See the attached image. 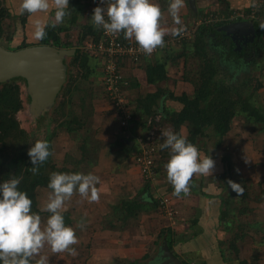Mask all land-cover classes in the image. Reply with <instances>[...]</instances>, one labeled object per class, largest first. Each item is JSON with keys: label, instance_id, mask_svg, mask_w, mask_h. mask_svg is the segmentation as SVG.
Returning a JSON list of instances; mask_svg holds the SVG:
<instances>
[{"label": "rangeland", "instance_id": "rangeland-1", "mask_svg": "<svg viewBox=\"0 0 264 264\" xmlns=\"http://www.w3.org/2000/svg\"><path fill=\"white\" fill-rule=\"evenodd\" d=\"M20 2L21 0H0V12L2 9H6L8 14L2 22L3 36L0 45L11 51L16 50L15 48L23 43L37 45L40 40H36L33 36L35 21L40 20L42 23H46L53 19H48L46 15L43 16L44 14L40 13L41 15L38 14L31 22V18H29L31 15L19 14ZM199 5L197 14L193 15L190 10L188 11L189 24L182 26L188 32L187 37L178 42L176 40L178 35H175V40L173 38L175 36L172 34L164 36L165 39L173 40L169 46H166V49L159 52L165 53L169 62L168 80L161 85L165 94L173 93L180 96L187 93L192 95L191 93L195 89L191 79H194L202 62L195 57L192 43L198 28L202 25L203 16L210 14L212 10L215 11L214 9L226 11L227 8L244 15L246 8L250 5L253 7V15L257 12L264 13V0H199L198 7ZM68 16L64 23L70 28L67 31L70 34L68 41L74 43L77 41L76 37H78L80 28L72 29L69 24L71 16ZM24 19L26 22H23ZM80 22H83V18ZM230 36L227 37L230 38ZM65 49H72V47ZM81 51L86 52L83 45ZM74 56L64 57L66 78L62 89L49 106L41 104L34 111L26 80L20 77L10 80L19 85L23 101V109L16 115L17 120L20 127L28 133L30 147L37 140H45L47 135L49 136L54 131L57 132L53 139V159L58 168L65 165L69 167V157H72L73 161L79 160L82 140L84 136L89 137L90 148L93 151L88 153V162L82 164V173H92L98 176L100 179L96 187H108L110 192L107 195H116L114 198H117V201L133 199L140 195L137 194L139 191L141 192L140 188L145 186L146 181L139 168L123 152L124 145L117 144L118 139H122L126 143L129 139L134 140V138L131 136V131L121 129L119 114L113 109L112 100L106 93L103 61L95 58L90 60V70L92 68L94 72L86 79L83 78L85 71L80 70V67L72 63ZM255 61L256 63L252 67H242L239 70L233 69L235 67L232 64L222 63L216 80L230 89L244 83L248 90L245 96L249 92L252 93V90L259 84L261 87L254 94L253 101L264 114V48ZM71 79L74 87L79 84L81 90L87 94L86 104L82 109L79 102L82 93L74 94L71 97L63 90ZM130 83H132L131 80ZM2 84L0 83V87ZM70 97L74 112L80 117H87L79 135L68 133L59 127V122L62 119L58 114L59 108L63 102L67 104ZM141 97L140 91L126 88L127 101H132V107L129 106L132 112H135L136 109L133 103L135 104ZM68 107V105L64 107L66 112L72 109V107ZM172 131L174 132V129ZM205 134L209 136L198 139L196 145L199 148L197 147V149L201 158L206 156L208 151L209 156L215 161V167L211 175L194 174L189 180L193 182H189L187 195L182 193L180 197H177L171 190L173 186L169 183L164 168V164L167 163L170 156L162 154L163 156L158 158L159 171L162 176L161 174L159 176V172H157V180L152 184L155 188H151L150 192L156 196L167 194L172 197L173 203L176 204L174 206L175 218L172 217L170 220L161 211L152 212V214L143 215L138 221L131 220L121 230L122 223L115 216L112 223L116 225L117 229H111L109 222L112 219V207L118 203L113 202L111 196L103 200L102 196L100 198L99 191V198L96 201H89L77 193L66 200L64 206L59 210L61 213L68 214L71 221L69 226L75 230L77 243L70 247L76 249V255L67 251L53 252L50 246L45 245L32 260L36 262L40 255H44L48 257V264H129L136 258L133 260L127 258L122 250H126L128 248L126 244H130V241L134 239L133 236L143 230L142 232L149 231L150 238L146 241L141 240V248L148 252L147 257L144 255L138 258L139 264H155L154 260H156V264H159L164 246L163 239L160 237L161 230L171 228L175 243H178L182 237H186L187 241L180 242L175 246V252L192 264H200L203 261L208 264H243V261L246 264H264V122L252 123L245 120L244 117L238 116L232 121L231 130L223 139L220 140L211 128ZM186 135H188V131ZM163 139L164 137L161 139V143H163ZM1 146L3 144L0 143ZM165 150L170 153L169 149ZM9 151V145L7 147L4 145L1 157L7 155ZM226 156H229L233 166L229 175L223 164V158ZM67 162L68 164H66ZM89 162L92 164H88ZM128 173L129 176H126ZM226 177L241 184L243 191L247 192V197L242 199L240 196H233L234 192L227 184ZM190 185H194L196 188L203 185L208 192L210 188V193L217 192L216 194H219L222 192L224 198H227L229 194L232 195L230 207L223 206L220 209V199H203L204 202H199L198 195L190 190ZM36 193L37 207L43 213L40 215L43 227L49 216L45 205L48 202L50 190L38 188ZM158 196L157 200H159ZM226 209H228V216L225 220L231 225L227 222H220V212ZM243 209L246 211L245 214L240 212ZM82 220L85 223L83 230L77 226ZM194 225L199 228V231L193 238L191 235ZM228 225L231 230L227 231ZM240 226L243 230L240 229ZM232 227H234L233 232ZM241 235H244L242 239L239 238ZM234 240H236V249L230 245ZM219 241H222L223 244L219 245ZM219 247L222 248L225 257L229 259L228 261L219 255Z\"/></svg>", "mask_w": 264, "mask_h": 264}, {"label": "trees", "instance_id": "trees-1", "mask_svg": "<svg viewBox=\"0 0 264 264\" xmlns=\"http://www.w3.org/2000/svg\"><path fill=\"white\" fill-rule=\"evenodd\" d=\"M81 1L82 0H69L67 15L64 17L63 22L56 24L55 27H46L47 35L43 40H40L37 45H52L61 49L72 47V49H75L76 53L73 57L72 63L80 67V70L85 71L83 78L87 79L92 73L89 66V62L92 57H90L88 53L81 51V46L89 37H94L97 41L100 33L92 25L79 26L77 24L78 15L81 14L82 11L85 12L82 9L85 7V4H81ZM214 10L215 11L212 10L210 14L208 13L203 16L202 25L198 28L192 43L195 57L202 62L199 70L194 76V79H191V83H193L195 87L194 93L191 96L186 93H183L181 96H175L173 93L165 94L164 90L160 89V91L155 94H148L144 98H139V107L135 109V112L131 111L135 119L132 121L131 126L127 130L131 131V128L134 126H137L139 127V130H142L145 128L147 119L150 116L160 114L162 117L161 123L165 125L166 122H169L173 126L172 128L174 129V132L177 134H179L182 126H186L188 130L186 140L198 147V145H196L198 139L200 137L204 138L209 136H206L205 133L210 130V128L220 140L223 139L231 130L232 121L238 116H242L245 120L252 123L264 122V114L253 101L254 94L261 87L259 84L254 88V90H252V93L249 92L247 96H245L248 90L246 89L244 83L238 87L230 89L216 80V77L219 74V67L222 63L226 62L228 65L232 64L235 67L233 68L235 70L242 69V67L250 68L256 63L255 60L257 56L264 48V13L257 12L253 15V7L250 5L246 8L244 16L237 18L238 20L251 19L256 30L255 42L250 44L247 49L242 45L241 49H239L237 44L227 37V32L222 30V27L232 23L230 18L237 12L231 8H227L226 11H220L218 9ZM6 11V9H2L0 12V40L3 36L2 22L8 15ZM68 15L71 16L70 21L68 20L69 24H71L70 27L74 29L79 26L80 28L78 37H76L77 41H74V43H70L68 41V36H70V34L67 31L70 28L64 23L66 21L65 18L69 17ZM23 22H26L25 19ZM52 23L53 22H49L48 25ZM122 37L124 38L123 35ZM29 46L33 45L23 43L15 49L20 50ZM167 66V62L148 63L146 66L148 82L150 84H156L162 80L166 81L168 74ZM72 81L73 80L71 79L63 90L65 91V94H68L71 97H73L74 94H80L81 92L82 96L79 102L82 109L85 107L87 94L85 91L81 90L79 84L74 87V85H72ZM132 86L136 87L137 84H133ZM20 91L19 85L13 81L3 83L0 87V143L3 144V146L0 147V154L3 153L4 145L6 147L9 145L10 148L8 154H5L3 158L0 155V181L8 180L13 176L20 178V184L18 185L19 189L25 191L32 199V211L41 215L43 213L37 207V189L45 188L50 190L47 187V184L49 176L52 172L82 173L81 166L83 163L88 162V153L93 150L90 148V138L84 136L82 140L83 143L79 149L80 159L73 161L72 157H69V167L65 165L62 168H58L53 159V139L57 135V132L54 131L49 134V136L47 135L45 139L49 142L51 155L42 165L39 166V171L34 174L31 170L33 165L27 155L28 149L30 148L29 137L27 135L28 133L25 129L20 127V123L16 117L17 113L23 109V101L21 99ZM163 95L168 99L180 102L183 105V108L180 111L168 109L166 105L162 103L163 100L160 99ZM71 97L67 104L63 102L59 108L58 114L62 118L59 122V127L60 129H65L68 133L79 135L78 133L84 127L87 117H80L74 112ZM67 105L69 106L68 108L72 107V109L66 112L64 107ZM129 106L131 107L130 101ZM121 129L123 131H127L124 130V128ZM132 141L133 140L129 139V141L124 143L122 139L117 140V144L119 146L124 145L123 152L126 153L129 158L135 151V146L131 145ZM162 154L164 156H170V153L166 152L165 149L161 150V155ZM206 155H209L208 151ZM68 162L66 164H68ZM88 164H92V162H89ZM223 164L227 170L226 173L229 175L233 170L229 156L223 158ZM157 172H159V176L160 174L162 176L159 169H157ZM229 179L230 178H227V181ZM190 186V190H192L195 195H198L197 197L199 199H197L201 203L202 201L204 202L203 199H220L221 202L219 204V208H223V206L228 208L231 205L232 195L230 194L227 198H224L222 192H219V194H216L217 192L210 193V188L208 189V192L207 189L205 190L203 185H200L199 188H196L194 185ZM151 188L155 187H153L150 182H146L141 192H138L137 195L140 194L139 196L128 200L123 199L112 207L113 214L112 219L109 222L111 229H117L116 225L112 223L114 222L113 220L115 216L117 217V220L122 223L120 227L122 230L131 220L138 221L143 215L152 214V212L158 211H161L162 214L166 215L161 207L160 201L162 196L170 197L171 200H173L172 197L167 194H161L162 196L157 195L159 198V200H157V196L150 192ZM171 190H173V188ZM75 194H77V192L74 191L73 195ZM233 196H240L243 199L247 197V192L245 190L242 194L234 192ZM173 206H175L174 203ZM240 212L245 214L246 211L243 209ZM220 213V222H227L225 219L228 216V209L221 211ZM47 214L50 215V213ZM61 214L64 216L65 224L69 226L71 221L68 214ZM227 223L231 225L230 222ZM195 225L191 235L193 238L199 231V228ZM229 225L227 231L231 230ZM233 228L234 227H232V232ZM240 229H242V226H240ZM243 236L244 235H241L239 238L242 239ZM160 237L163 239V245H167L170 251L181 261L182 264H192L189 260L187 261L181 258V256L175 252V246H177L180 242H187L186 237L180 238L178 243H175L171 228L161 230ZM236 239H238V237H236ZM221 244H223V242L219 241V245ZM235 244L236 240L230 243L233 249H236ZM219 255L222 256V259L226 261L229 260L225 257L221 247H219ZM145 257H147V255ZM160 257L161 262H159V264H162L164 262L163 253H161ZM154 262L156 264V260H154ZM243 262V264H246L245 261ZM32 264H36V262L32 260ZM129 264H139V260L134 259L133 261H130ZM200 264L208 263L203 261Z\"/></svg>", "mask_w": 264, "mask_h": 264}, {"label": "clouds", "instance_id": "clouds-1", "mask_svg": "<svg viewBox=\"0 0 264 264\" xmlns=\"http://www.w3.org/2000/svg\"><path fill=\"white\" fill-rule=\"evenodd\" d=\"M104 7L96 6L90 22L105 33L123 32L126 39L134 40L139 50L151 54L164 43L166 29L161 27V9L152 0H99ZM185 0H169L168 14L175 24L180 25L179 12ZM54 7V22L50 25L36 20L33 36L43 40L46 27H55L63 22L67 15L69 0H51ZM50 8V0H21L18 12L33 14L46 12ZM183 31L182 27L171 29L173 36ZM164 137L161 149H169L170 157L164 168L167 179L173 186V194L180 197L189 192V180L194 174L211 175L215 161L211 156L200 157L197 147L185 137L171 131L162 132ZM133 143V141H132ZM134 145V144H133ZM32 172L35 174L51 155L49 142L37 140L27 152ZM99 177L92 173L52 172L47 187L51 190L45 210L50 213L46 223L41 226V217L32 211V199L25 191L19 189L20 178L0 181V264H32V259L48 245L53 252L67 251L76 255V249L70 247L77 243L75 230L65 224L64 216L59 211L64 202L75 192L89 201L99 198L96 184ZM231 190L242 194L243 188L231 179L227 181ZM83 230V220L77 225ZM36 264H48V257L40 255Z\"/></svg>", "mask_w": 264, "mask_h": 264}, {"label": "built area", "instance_id": "built-area-1", "mask_svg": "<svg viewBox=\"0 0 264 264\" xmlns=\"http://www.w3.org/2000/svg\"><path fill=\"white\" fill-rule=\"evenodd\" d=\"M83 3L85 4V12L90 15L96 6H105L101 5L99 0H83ZM243 16L242 13L237 12L231 16L230 20ZM96 29L100 33L99 39L96 41L94 37H89L82 45L86 50L85 53H88L90 57L103 61L106 93L112 100L113 109L119 114L121 128L127 130L135 118L126 98V88L129 87L130 82L122 72L123 64L125 62L139 64L146 58L164 50L173 40L164 37L162 46H158L151 54H145L139 50L134 40L123 38L121 32L111 34L105 33L102 28ZM187 36L188 32L183 27V31L178 34L177 38L176 36L173 38L180 42ZM161 120L160 114H155L147 119L145 128L140 129L141 131L134 137L135 151L130 156V160L139 168L142 177L151 184L157 180L158 158L162 156L160 147L163 138L162 132L166 131ZM160 204L170 220L172 217L175 218L176 211L170 197H162Z\"/></svg>", "mask_w": 264, "mask_h": 264}, {"label": "water", "instance_id": "water-1", "mask_svg": "<svg viewBox=\"0 0 264 264\" xmlns=\"http://www.w3.org/2000/svg\"><path fill=\"white\" fill-rule=\"evenodd\" d=\"M191 3L196 8V0H191ZM222 30L232 36H243L249 30L255 32L253 23L249 21L226 25ZM75 53V49H61L52 45H33L14 51L0 45V83L17 77L23 78L26 80L34 111L41 104L49 106L62 89L66 78L64 57ZM162 253V264H182L167 245L162 247Z\"/></svg>", "mask_w": 264, "mask_h": 264}, {"label": "crops", "instance_id": "crops-1", "mask_svg": "<svg viewBox=\"0 0 264 264\" xmlns=\"http://www.w3.org/2000/svg\"><path fill=\"white\" fill-rule=\"evenodd\" d=\"M198 1L199 0H196V8H194L192 6L191 0H185V3L186 4L184 3L183 7L180 9V12H179L180 25H177V24L174 23L173 18L168 14V11H167L169 0H152V2L158 4L159 7H160V9H161L162 16L160 18V24H161V27H163L164 29L167 30L166 31V34H171V29L172 28H176L178 26L179 27H182L183 24H189L188 23V18L189 17L187 15L188 14V11L190 10L193 13V15L194 14H197V12L199 11V8H200V5L198 7ZM82 3H83V0L81 1V4ZM82 9L85 11V7H83ZM54 11H55V9H54V7L51 6V0H50V8L47 10V13L37 12V13L29 14L28 16L31 15L29 17V18H31V22L40 13H43L44 14L43 16L46 15L48 17V19L49 18L52 19L54 17L53 16ZM81 18H83V22H80L81 21ZM90 19H91V15L88 14L87 12L85 13V12L82 11L81 14L78 15V20H77L78 23L77 24L79 26H82V25H92V23L90 22ZM47 22L49 23V21H47ZM47 22L45 24H48ZM50 22H54V20L52 19ZM94 28L96 29L95 26H94ZM76 29H75V31H76ZM76 32H78V31H76ZM121 34L124 36L123 32H121ZM161 54H162V56H161ZM167 55H169V54H167ZM156 62H158V63H160V62H162V63L163 62L169 63L168 60L165 57V53H159V54L157 53L154 56H151V57L146 58L145 60H143L139 64H132L130 62H125L123 64V73L125 74L126 78L129 80V82H130V80L132 82V83H130L129 89L130 88H133L136 91L137 90L140 91V94H142V97L141 98H144L148 94H155V93H157L158 91H160V89H162V86L161 85L162 84H165V82L168 80V78H167L166 81H163L162 80V81L157 82L156 84H150L148 82V76H147V72H146V66H147L148 63H156ZM168 68H169V64L167 66V71H168ZM91 72L92 73L94 72L92 68H91ZM167 77H168V74H167ZM133 84H137V86L136 87H133L132 86ZM146 91H147V93H146ZM193 93H194V91L191 94H193ZM187 95L191 96L190 94H187ZM175 96H177V95H175ZM160 99L163 100L162 103H164L168 109H172V110H175V111H180L183 108V105L180 102L174 101V100H171V99H168L164 95H163L162 98L160 97ZM131 102L132 101H130V105L132 107V103ZM133 105H135V108H138L139 107L138 106V100H137V102H135V104L133 103ZM171 126L172 125L169 122H166L165 123V128H166L167 131L168 130H171V131L173 130L172 129L173 126L172 127ZM139 131H141V130H139V127H137V126H134L133 128H131V133H132L131 136H132V138H134L136 136V134L139 133ZM187 131L188 130H187L186 126H182L181 129H180L179 134L181 136H183V137L186 138L187 137V135H186V132ZM126 176H129V173ZM143 187L144 186H142L140 189H142ZM96 188H97V191H99V193H100V198L102 196V199L103 200H105V199H107V197H110L111 196L113 198V202L116 201V203H119L120 199L117 201V198H114V197H116V195L115 196L114 195H107L110 192L109 189H108V187H106V186L103 187L102 186V188L101 187H96ZM140 189H138V190H140ZM174 205L176 206L175 203H174ZM142 231L143 230H140V232H138V234H135L133 236L134 239H132L131 241L130 240H126V241H130L131 243L130 244L127 243L126 245H128V248L126 250H122V253L124 255H127V258H130L131 260H133L134 258H136V259L141 258L144 255L146 256V254L148 252V250H146L144 248H141V246H142V243H141L142 241L141 240H143V241L149 240L150 234H149V231L148 232H142Z\"/></svg>", "mask_w": 264, "mask_h": 264}, {"label": "flooded vegetation", "instance_id": "flooded-vegetation-1", "mask_svg": "<svg viewBox=\"0 0 264 264\" xmlns=\"http://www.w3.org/2000/svg\"><path fill=\"white\" fill-rule=\"evenodd\" d=\"M232 23H236V22H241V21H249L250 23H252L251 19L250 20H238V19H234L231 20ZM228 24V25H230ZM255 28V27H254ZM230 39L232 41H234L237 46L239 47V49H241V45L244 46L246 49L250 46V44L254 43L256 40V30L255 32H251L250 30L247 32V34L242 35H231Z\"/></svg>", "mask_w": 264, "mask_h": 264}]
</instances>
